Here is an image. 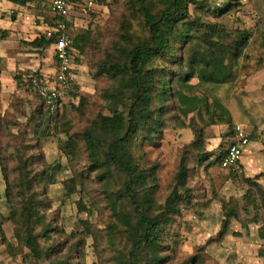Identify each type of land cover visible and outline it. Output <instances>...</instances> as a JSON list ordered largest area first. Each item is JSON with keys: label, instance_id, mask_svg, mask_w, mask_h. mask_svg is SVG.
Segmentation results:
<instances>
[{"label": "trees", "instance_id": "trees-1", "mask_svg": "<svg viewBox=\"0 0 264 264\" xmlns=\"http://www.w3.org/2000/svg\"><path fill=\"white\" fill-rule=\"evenodd\" d=\"M8 1L29 6L41 0ZM51 1L47 3L51 14L47 22L50 27L55 23L50 11ZM228 3L220 13L230 10L231 4ZM191 5L201 12L209 8L205 0H125L126 9L111 48L96 65L97 75L110 79L109 86L101 93L109 113L99 112L79 133L69 135L72 123L64 101L50 114L44 100L30 89L29 78L25 82L26 89L33 92L41 103L36 109L33 126V138L39 142L38 146L42 145L41 139L53 133L67 132L69 143L63 146V150L71 158L86 153L88 171L95 173L96 180L102 185V202L106 206L103 209L109 210L112 217L106 229V239L113 250V264H206L208 259L201 248L195 255L175 263L166 253L167 237L184 209L195 207L200 213V203H195V194L189 185V179L194 175L191 166L207 160H212L210 165L221 166L226 154V148L216 157L207 151L206 129L228 124L232 126L229 132L232 135L233 113L223 99L212 96L206 87L212 90V87L234 80L241 48L248 44L250 36L232 40L216 36L219 26L192 17ZM76 9L81 10L80 6ZM73 20L71 17L69 28L73 26ZM135 23L140 24L146 34L132 33ZM7 35V29H0V38ZM70 35L75 62L85 51L90 31ZM54 39L44 32L30 44L44 51L49 47L53 49ZM201 44L205 45L203 50L198 47ZM194 79L198 82L193 83ZM74 88L75 84L69 93L71 101L76 96ZM88 106V99L81 97L76 109L84 113ZM195 114L202 127L195 124ZM2 125L0 120V134ZM169 126H190L195 139L182 152L168 194L159 197L160 165L151 162L144 147L157 145L156 140ZM16 159L17 176L12 183L3 159H0L7 183L6 195L9 200L17 197L21 201L18 208L11 207L9 217H5L0 209V235L11 250L12 244L7 243L4 230V224L11 221L19 245L28 249L26 258L30 264H38L39 260L48 261L60 248V245L53 244V227L42 211L48 206L44 194L48 185L55 181L60 165L47 163L45 157L35 151L28 155L19 152ZM259 178L260 175L245 179L249 188L242 211L250 216L254 210V217L258 215L257 211H263L264 220V187ZM79 184L83 186L84 182L81 180ZM78 205L92 213L84 201H78ZM92 206L100 209L103 205L97 201ZM225 215L214 240H222L226 235L231 218H241L237 207H227ZM250 221L258 223L259 220L255 217ZM83 224L82 244L83 239L91 235L99 250L97 229L88 220ZM260 233L264 236V224ZM121 241L123 245L119 246ZM80 245L78 242L72 249L76 250ZM127 246L128 250H125ZM70 261L60 257L53 259L51 264H73Z\"/></svg>", "mask_w": 264, "mask_h": 264}, {"label": "rangeland", "instance_id": "rangeland-1", "mask_svg": "<svg viewBox=\"0 0 264 264\" xmlns=\"http://www.w3.org/2000/svg\"><path fill=\"white\" fill-rule=\"evenodd\" d=\"M205 1L209 3L207 11L201 12L191 5L190 12L192 17H200L219 26L216 36L228 40L250 36L248 44L241 48L234 80L212 87V90L209 86L206 89L212 96L220 97L228 104L233 113L232 125L238 122L246 127L251 134V145L244 155L243 171L238 174L218 164L210 165L212 160L191 166V174L194 175L190 177L189 185L194 191L195 203H200V213L195 207L184 209L183 215L170 229L166 253L172 256L175 263H180L203 248V253L208 256L206 264H264V236L260 233L264 224L263 211L256 210L258 223L250 221L255 218L254 210L250 216L242 211L249 188L245 179L260 175L258 181L264 187V0ZM228 1L230 10L220 13ZM47 3L48 0H41L29 6H19L8 0H0V29L8 30L6 38H0V120L3 124L0 159H3L11 183L17 176L16 155L19 152L28 155L35 151L43 155L47 163L60 165L55 181L48 185L44 194L48 206L42 209L53 227V244L60 245V248L48 261L39 260L38 264H51L53 259L60 257L70 259L73 264H113V250L106 239V229L112 217L109 210L103 209L102 185L96 180L95 173L88 171L86 153L71 158L63 150V146L69 143L65 131L41 139V146L33 138L36 109L41 103L33 92L26 89L25 82L32 74H52L56 69L51 47L40 51L30 44L44 34L51 19ZM86 8L75 11L73 15L78 24L72 28V34L75 36L90 31V40L84 45L85 51L79 55L80 59L74 62L73 84L76 88L73 91L76 96L71 101L69 94L64 100L68 119L72 123L69 135L81 132L99 112L109 113L101 93L109 86L110 79L98 76L96 65L110 50L126 9L125 0H97L93 6ZM131 31L135 35L146 34L138 23ZM205 45L198 47L203 50ZM197 82V79L193 80V83ZM81 97L89 101L84 113L76 109ZM194 117L195 124L202 127L196 114ZM231 127L219 124L206 129V149L215 157L229 145ZM194 139L192 127L169 126L156 140L157 145L144 147L151 162L160 165L159 197L160 194H168L182 152ZM76 179L82 180L83 186ZM6 188L0 163V209L5 217H9L11 207L18 208L21 201L17 197L9 200ZM78 201H84L92 213L83 210ZM97 201L103 206L93 209L92 203L95 205ZM227 207H237L241 218H231L226 235L222 240H214L226 218ZM86 220L97 229L99 250L91 235L84 238L82 244L81 233ZM4 230L6 241L12 244V248L9 249L0 235V264H30L26 258L28 249L19 245L13 223L7 221ZM78 242L81 243L80 247L72 249ZM118 244L123 245V241Z\"/></svg>", "mask_w": 264, "mask_h": 264}, {"label": "built area", "instance_id": "built-area-1", "mask_svg": "<svg viewBox=\"0 0 264 264\" xmlns=\"http://www.w3.org/2000/svg\"><path fill=\"white\" fill-rule=\"evenodd\" d=\"M87 0H52L50 11L55 23L47 30L49 37H55L53 44L56 69L52 74L29 76V87L45 102L49 113H54L58 105L66 100L74 82L73 39L69 32L70 15L80 8L92 6ZM250 134L241 123H234L233 133L222 159L221 167L235 173L243 171L245 148L250 144Z\"/></svg>", "mask_w": 264, "mask_h": 264}, {"label": "crops", "instance_id": "crops-1", "mask_svg": "<svg viewBox=\"0 0 264 264\" xmlns=\"http://www.w3.org/2000/svg\"><path fill=\"white\" fill-rule=\"evenodd\" d=\"M87 1H92L93 2V5H94V3H96V1L97 0H87ZM92 5V6H93ZM87 9V8H86ZM82 10H84V8H82L81 7V10H75V11H82ZM75 11H73L72 13H71V15H70V18L71 17H73V15H74V13H75ZM73 22H74V24H73V26H71V28H69V32H70V34H72V28L73 27H75V26H77V19L76 20H73ZM49 27H50V25L47 23V26H46V30H45V32H47V30L49 29ZM44 74H46V73H44ZM250 145H251V142H250V144L245 148V153H248V151H249V147H250ZM245 153H244V155H245ZM245 157V156H244ZM245 161H243V164H244V166H245V163H244Z\"/></svg>", "mask_w": 264, "mask_h": 264}]
</instances>
